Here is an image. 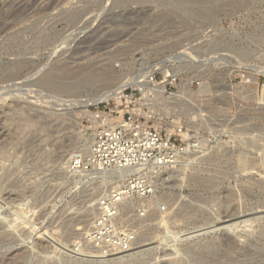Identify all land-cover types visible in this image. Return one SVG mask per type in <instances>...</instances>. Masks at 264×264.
Returning a JSON list of instances; mask_svg holds the SVG:
<instances>
[{
    "label": "rangeland",
    "instance_id": "1",
    "mask_svg": "<svg viewBox=\"0 0 264 264\" xmlns=\"http://www.w3.org/2000/svg\"><path fill=\"white\" fill-rule=\"evenodd\" d=\"M224 12L186 20L150 0H0V264H264V75L259 94L252 79L233 127L226 75L196 67L209 115L193 133L200 147L160 169L151 195L129 201L122 220L136 241L113 258L88 235L97 196L121 182L69 168L96 131L81 104L90 88L51 91L34 76L103 72L102 90L122 75L168 69L173 53L195 56L185 45L257 62L264 74V0Z\"/></svg>",
    "mask_w": 264,
    "mask_h": 264
},
{
    "label": "built area",
    "instance_id": "2",
    "mask_svg": "<svg viewBox=\"0 0 264 264\" xmlns=\"http://www.w3.org/2000/svg\"><path fill=\"white\" fill-rule=\"evenodd\" d=\"M184 47L193 50L195 56L173 53L167 70L158 72L155 68L138 85H127L116 98L100 103L89 152L83 158L77 155L71 166L74 172L115 170V177L125 176L120 186L101 196L99 212L88 235L89 245L101 257L113 258L133 249L134 233L122 220L123 213L130 208L129 201L151 195L155 187L153 178L160 169L172 166L200 147L193 133L206 123L209 115L201 113L198 91L207 89V83L191 79L196 67L211 64L226 75L225 95L231 103L225 117L233 127H237L242 115L240 106L252 79L257 78V94L263 86L260 80L264 74L257 62L248 64L225 52L196 51L195 45ZM219 117L213 120L218 122ZM143 208L138 205L137 211Z\"/></svg>",
    "mask_w": 264,
    "mask_h": 264
},
{
    "label": "bare ground",
    "instance_id": "3",
    "mask_svg": "<svg viewBox=\"0 0 264 264\" xmlns=\"http://www.w3.org/2000/svg\"><path fill=\"white\" fill-rule=\"evenodd\" d=\"M119 1H128V0H119ZM150 1L153 2L156 7H164V8H166L167 12L174 13V14H176V15H178V16L182 17L183 19H186V20L190 19V18L191 19H193V18L197 19L198 17L205 18V17L209 16L208 19H206L207 21H209V20H212L213 18H216L214 16H219V14H218L219 12L231 10V5L229 3L220 2L218 0H211V1H208V2H205L202 4L195 2V1H192V0H150ZM174 2H176V4H174ZM258 40L262 42L261 38H259ZM234 50L237 51L240 55L245 53V52H243L244 48L241 46L235 47ZM43 65H46V63H44ZM159 68L167 70V68H164L163 66H159ZM39 69L41 70L40 67H39ZM55 74L51 73L52 78L61 79L64 77H68L66 73H63L64 75L62 74L60 76H56ZM70 78L71 79L74 78V80H72V81H75V82L80 81V82H84V83L97 80V78H93L91 75H85V73H83V72L77 74L74 77L72 76ZM144 78H145V74L142 72H138V73L133 74V75H128V74L122 75L121 77H119L117 79V82L115 84H112L110 87L108 86L106 88H103L102 90L95 92L94 95H90V93H88V92L86 94H82L84 96V101L81 104H83L82 106L85 107V109H84L85 113L89 117H93L92 119L94 120V117H96V113L90 111V109H89L90 106L97 105L100 103H106V102L110 101L111 99L116 98L125 86H127V85H138L139 81L141 79H144ZM160 90H162V88ZM57 95L60 98L64 96L62 94H57ZM67 101H68V99H67ZM94 124L97 125V121H95ZM95 132L93 133V137L95 135ZM90 146H91V144L87 146V152H89ZM74 160H75V158H73L69 164L70 169H71L72 164L74 163ZM80 162H81V160H80ZM108 172H110V173L107 174V173L103 172L105 174H102L101 172L99 173V172L92 171V172H89L88 174H85V175L90 176V175L99 173L101 175V179L103 181L106 179L113 180L116 182L120 181L121 183L124 181L125 176H123V175L121 177H115V173L117 171L112 170V171H108ZM111 173H113V174L111 175ZM121 183H117L116 185H112L110 187V189L115 188L117 186H120ZM101 196L98 195L95 203L93 204L94 215L95 214L97 215L99 212V201H100ZM94 215H93V217H94Z\"/></svg>",
    "mask_w": 264,
    "mask_h": 264
},
{
    "label": "water",
    "instance_id": "4",
    "mask_svg": "<svg viewBox=\"0 0 264 264\" xmlns=\"http://www.w3.org/2000/svg\"><path fill=\"white\" fill-rule=\"evenodd\" d=\"M137 3H143L149 0H130ZM195 2H198L200 4L211 1V0H192ZM220 2L229 3L231 5V10L228 12H224L226 15H232L236 12H240L243 9L246 8L250 4L251 0H218ZM219 14V13H218ZM17 68L19 69L22 65H19V63L16 64ZM32 66L34 64L32 63ZM55 67H51L47 70H43L40 74V72H36L34 74L35 81L39 83L44 88L56 91V92H72L75 90H78L83 87H89V93L90 95H94L95 92H97L102 87H105L104 81L102 78H104L107 74H104L103 72H93V74L97 77V80L95 81H89V82H80V81H72L70 77H64V78H52L51 73H54ZM93 86H97V89L91 90Z\"/></svg>",
    "mask_w": 264,
    "mask_h": 264
}]
</instances>
